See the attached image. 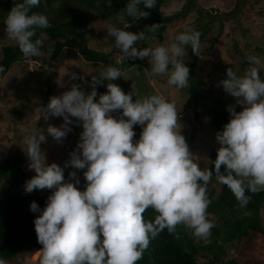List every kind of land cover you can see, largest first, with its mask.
Masks as SVG:
<instances>
[{"label":"clouds","instance_id":"9594fccd","mask_svg":"<svg viewBox=\"0 0 264 264\" xmlns=\"http://www.w3.org/2000/svg\"><path fill=\"white\" fill-rule=\"evenodd\" d=\"M39 4L40 0L15 3L4 21L8 38L16 42L24 58H47L42 51L46 33L34 39L38 30L50 27L45 14L32 11ZM155 7L156 0H128L116 19L121 23H125V17L133 21L147 19L149 12L144 9ZM130 27L127 23L124 28L107 26L114 47L128 59L150 58L149 75H167V83L177 90L189 88L185 48L190 45L196 54L201 33L189 29L168 46L138 49L134 45L144 41L146 33L125 30ZM159 28L160 24H153L147 31L155 33ZM247 61L249 67L242 75L230 67L226 78L218 83L235 104L227 108L229 122L216 133L219 148L211 161L212 168L207 166V158L206 166L199 167L200 157L192 153L182 134L175 101L160 94L138 96L134 84L125 94L111 82L107 92L98 95L97 86L104 80L121 78V70L114 66L92 77L91 91L73 83L70 90L36 108L38 119L43 117L45 122L50 117L63 118L60 126L49 124L46 129L57 144H62L72 131L70 117L83 129L63 167L47 163L46 151L41 148L47 143L44 130L30 128L25 121L17 123L28 169L35 172L26 181L25 191L53 190L42 210L35 201L30 204V211L39 213L34 226L42 245L41 264H137L151 241L165 229L179 239L180 225L207 244L214 227L208 213L212 202L208 186L213 176L230 189L241 208L247 207L252 195L264 191L262 61L255 55L248 56ZM72 79L84 80L75 74ZM137 125L142 131L134 140ZM68 167L86 169L84 191L76 187L79 179L75 171L69 172V180H65L64 170ZM149 209L156 213L154 219L145 218ZM0 264L8 262L0 259Z\"/></svg>","mask_w":264,"mask_h":264},{"label":"trees","instance_id":"16d2710c","mask_svg":"<svg viewBox=\"0 0 264 264\" xmlns=\"http://www.w3.org/2000/svg\"><path fill=\"white\" fill-rule=\"evenodd\" d=\"M22 0H0V26L5 25L4 21L8 12L15 3ZM128 0H40L39 6L32 11L43 13L48 17L50 27L37 31V37L41 32L46 33L44 39L45 52L49 44H52L50 58L57 59L64 50H74L79 57L90 65L101 64L99 72L108 66H114L121 70V73L127 72L134 65H144L146 62L141 59H128L123 57L121 63L114 61L109 55L102 51L91 49L87 45L86 35L89 32V26L99 17L103 22L116 24L120 28L125 27V23L131 24L130 28L125 30L133 33L144 32L146 39L142 42L141 48L151 47V40L163 42L164 33L170 29L181 25L190 13V8L184 7L181 11L170 15L161 12V7L165 0H156V7L153 9H144L149 12L147 19L133 21L130 17H125V23L116 19L119 11L125 7ZM236 7L233 13L225 14L224 19H213L205 12L197 10V16L192 30L201 33L200 41L203 42L209 37L214 24H216L218 33L213 40H218L223 35L225 23L228 25L231 33L245 34L248 30L244 24L250 20L264 19V0H235ZM142 7V6H141ZM243 18L244 23L237 24L234 20ZM153 24H160L157 32H149L147 28ZM6 26V25H5ZM229 35H225L227 37ZM111 42L113 38H108ZM112 39V40H111ZM135 46V45H134ZM235 48H239L238 45ZM255 56L264 52V48L254 47ZM198 52H200L198 54ZM196 54L192 52L191 46H186L185 62L190 69L188 93L192 100V108L195 110V119L199 126L208 124L217 132L223 130L225 124L229 122L230 115L227 108L235 104V99L231 101L228 94L216 96L209 88L208 81L202 73L200 62L204 57V50L199 49ZM259 56V55H258ZM41 58H24L16 42L7 44L0 51V66L4 71L0 72V77H4L10 72L14 64L19 62H38ZM144 62V63H143ZM248 64L247 58L242 55L241 66ZM147 67V64H146ZM234 70V69H233ZM238 75L243 74V69L234 70ZM151 71L149 70V73ZM156 76V75H150ZM223 79L226 73L221 74ZM92 78H88L89 84ZM168 77L164 79L167 84ZM105 80L97 86V92L103 94L107 92L104 86ZM140 80H135V85ZM175 88V87H172ZM98 99V97H97ZM237 108V111H240ZM203 120V122H202ZM78 122L75 121L74 128L77 129ZM136 133L134 140L140 137L141 126H134ZM196 128L190 130V135H194ZM217 149L210 151L207 166L212 168L211 161L216 159ZM28 161L26 154L15 151L13 155L2 157L0 159V259H5L8 264H13L17 258H25L32 264H41V247L38 243L35 233L34 220L39 213L30 211V204L35 201L41 210L46 206V201L53 190H34L31 193L25 191L26 181L32 176L26 175L23 170L25 162ZM206 166V165H205ZM204 166V167H205ZM65 180L68 181V173H64ZM75 183V181H71ZM212 182L217 184L208 186V194L212 200L209 208V219L214 227L211 230V236L207 244L202 239L193 236L191 230L183 225L177 227L179 239L175 234H169L167 229L162 231L149 245L143 258L137 264H264V221L261 211L264 206V191L252 195V200L246 208H241L233 193L226 185L218 183L213 176ZM87 181L83 177L76 187L84 191ZM245 212L249 213L245 215ZM146 219H154L156 213L149 209L145 214ZM232 250L231 253L229 251ZM40 252V257L36 262H32V256ZM232 254V256H230Z\"/></svg>","mask_w":264,"mask_h":264},{"label":"rangeland","instance_id":"374dc122","mask_svg":"<svg viewBox=\"0 0 264 264\" xmlns=\"http://www.w3.org/2000/svg\"><path fill=\"white\" fill-rule=\"evenodd\" d=\"M184 7L190 8V13L184 22L177 27L168 29L164 33L162 43L157 42L156 39L151 40L150 45L152 48L161 44L168 46L175 41L178 34L192 29L197 10L205 12L213 19L223 20L225 14L233 13L236 3L235 0H165L160 10L163 14L170 15L181 11ZM234 21L237 24L244 23L243 18ZM109 24L106 21L103 22L100 17L95 19L89 26V32L86 35L87 45L93 50L102 51L104 54L109 55L117 63H121L124 56L119 49L114 47V40L111 39V42L107 36L106 28ZM229 24L225 23L223 35L218 42L213 40L218 33L217 26L214 24L209 37L205 39L203 45H200V48L204 50V57L199 65L202 67V73L208 81L209 88L218 97L225 95L223 88L218 86L219 81L223 80L221 74L226 73V70L230 67L234 70H239L242 67L245 71L249 64L240 65L242 55L246 58L255 55V53H252L255 46L264 48V19H253L244 24L248 29L244 35L240 31L231 33L228 27ZM113 25L117 26L116 24ZM5 28V25L0 26V51L3 46L15 43V41L8 38ZM225 35L229 36L225 37ZM142 42L138 41L135 47L141 48ZM237 45L238 49L235 48ZM52 48V44H49L45 50L47 58H41L38 62L28 61L14 64L6 76L0 77V159L13 155L17 150L22 154H26L23 136L17 128V123L23 121L28 123L30 128L37 127L44 130L47 143L42 144L41 148L46 151L48 164L56 163L63 167L65 162L70 159L69 153L75 149L79 141L82 130L80 127L74 128L75 118L70 117L73 120V124L70 125L72 131L68 133L62 144H57L52 137L47 135L46 129L49 124L60 126L63 123V118L50 117L45 122L43 117L38 119L40 114L36 112V108L39 105L46 106L50 97L60 96L70 90L73 83L81 84L86 92L91 91L88 78L97 75L101 64H87L74 50H64L62 55H66V57L60 56L52 60L50 58ZM258 55L262 61L260 75L264 78V52ZM185 58L191 59L188 55ZM142 61L146 62L147 67L146 64L134 65L127 72L122 73L121 78L114 81L105 80V88L107 89L106 86L109 82L115 83L127 94L132 91V84L135 85V80L139 79V84L135 85L138 96L160 94L169 101H175L177 110L180 111L179 123L183 126L182 134L185 136L192 153L200 157L199 167L203 169L206 165L205 158L208 159L210 151L219 148L216 141L217 131L208 124L203 126L197 124L188 88L177 90L172 88L175 86L164 84L163 81L167 75L150 76V58H144ZM185 62L189 61L185 60ZM73 74L77 77H83L84 80H73ZM228 98L233 101V97L230 95ZM133 99L135 100V97ZM113 115H116V113ZM192 128H196V131L194 135H190L191 139H189ZM28 163L29 161L25 162L23 166L24 173L33 177L35 172L28 169ZM71 171L77 173V178L80 181L84 177L86 169L77 170L68 167L64 170V173ZM214 184L217 183H210V185ZM261 214L264 221V206ZM231 252L232 250L229 251V253ZM262 254L264 259V252ZM39 257L40 255L36 254L33 259L31 258V261L36 262ZM27 261L25 258L20 257L13 264H32Z\"/></svg>","mask_w":264,"mask_h":264},{"label":"water","instance_id":"95a60500","mask_svg":"<svg viewBox=\"0 0 264 264\" xmlns=\"http://www.w3.org/2000/svg\"><path fill=\"white\" fill-rule=\"evenodd\" d=\"M37 253H35L34 255H36ZM39 254V253H38ZM34 255L32 256V259H33V257H34Z\"/></svg>","mask_w":264,"mask_h":264},{"label":"bare ground","instance_id":"6f19581e","mask_svg":"<svg viewBox=\"0 0 264 264\" xmlns=\"http://www.w3.org/2000/svg\"><path fill=\"white\" fill-rule=\"evenodd\" d=\"M35 256H36V255H35ZM35 256H34V257H35Z\"/></svg>","mask_w":264,"mask_h":264}]
</instances>
